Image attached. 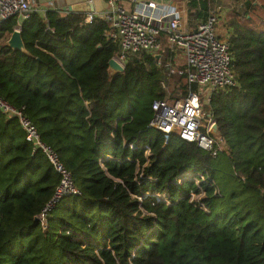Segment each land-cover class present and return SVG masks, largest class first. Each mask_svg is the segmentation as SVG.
I'll return each mask as SVG.
<instances>
[{
  "label": "trees",
  "instance_id": "obj_1",
  "mask_svg": "<svg viewBox=\"0 0 264 264\" xmlns=\"http://www.w3.org/2000/svg\"><path fill=\"white\" fill-rule=\"evenodd\" d=\"M188 6L210 10L209 0ZM85 17L34 8L26 51L7 45L18 15L0 25V95L26 107L82 192L61 199L44 229L36 217L59 176L0 111V264H264V0L226 17L237 83L209 103L224 143L215 154L149 126L153 101L168 96L157 58L132 54L112 75L120 44L105 20ZM174 78L186 94L187 77ZM145 88L147 119L133 121L124 104H141Z\"/></svg>",
  "mask_w": 264,
  "mask_h": 264
},
{
  "label": "built area",
  "instance_id": "obj_2",
  "mask_svg": "<svg viewBox=\"0 0 264 264\" xmlns=\"http://www.w3.org/2000/svg\"><path fill=\"white\" fill-rule=\"evenodd\" d=\"M121 1L108 0L107 8L101 13L95 11L93 2L90 1L92 9L85 17L86 23H92L96 17L105 20L104 36L120 44L119 53L113 56L116 62L125 68L130 55L142 52L153 54L163 72L161 88L167 93L170 92L169 82L172 77H187L186 94L171 96L170 93L165 98L153 101L149 126L167 134L175 133L215 154L216 145L223 144V141L216 140L219 136L210 132L216 122L211 115L206 119L202 109L203 92H198V87H205L206 91L213 93L231 88L237 83L230 41L228 36L222 38L219 35L218 15L213 9L209 10L198 27L190 30L186 25L182 26L186 12L174 5L159 4L152 0H130L133 8L128 11L120 4ZM237 1L242 8L247 0ZM33 9L32 0H0V25L8 18L18 15L14 30H21L23 19ZM162 33L166 38L167 49L163 46ZM178 49L183 50L185 67L176 62ZM0 111L18 121L33 151L44 154L59 176V183L52 197L37 215L45 229L48 227L49 216L59 201L66 196H80L82 192L59 152L43 140L37 125L26 113L25 106H15L0 95Z\"/></svg>",
  "mask_w": 264,
  "mask_h": 264
},
{
  "label": "crops",
  "instance_id": "obj_3",
  "mask_svg": "<svg viewBox=\"0 0 264 264\" xmlns=\"http://www.w3.org/2000/svg\"><path fill=\"white\" fill-rule=\"evenodd\" d=\"M97 13H101L108 6V0H32V6L36 9L41 10L42 12L47 9H60L63 12L72 11L71 7L75 5H81L82 12L88 13L92 9V4ZM159 4L164 5H174L179 9H182L186 12V17L189 13L192 14V20L188 23L190 30H195L198 27V24L203 21L206 15L202 16L199 13L195 12V10H191L189 12L188 3L190 0H152ZM120 4L128 11L132 10L133 4L130 0H122ZM241 6L237 5V0H209V9H213L216 14L226 21V17L230 12L240 11ZM189 12V13H188ZM187 19V20H188ZM191 25V26H190ZM229 35V34H228Z\"/></svg>",
  "mask_w": 264,
  "mask_h": 264
},
{
  "label": "rangeland",
  "instance_id": "obj_4",
  "mask_svg": "<svg viewBox=\"0 0 264 264\" xmlns=\"http://www.w3.org/2000/svg\"><path fill=\"white\" fill-rule=\"evenodd\" d=\"M237 5H238V1H237ZM219 18V22H218V31H219V35L222 37V38H226L229 34L228 32V28L226 26V23H225V20ZM188 19V16L186 17V19L184 20L183 22V25L185 27V25L187 26V28L189 27V19ZM191 26V25H190ZM163 40V43L166 44V38H162ZM176 62L181 65V64H185V56H184V53H183V50L182 49H178V55L176 57ZM177 84V79L172 77L170 79V82H169V90L170 92L169 93H166L167 95L171 93V96H176L178 95L177 93L180 92V90L177 88L175 89V91H173V88L176 86ZM165 90V89H164ZM200 90L203 92L201 93V97H202V109L204 111V115L206 117V119H208V115H210L209 113V103H210V100H211V97L213 93H211L210 91H206L205 87H198V92H200ZM142 93V97L144 98L143 102L141 104H137L136 101H130L131 103H125L124 104V113L128 116H130V118H132L133 121H139L138 119H141L143 121H145V119H147V116H148V111H147V107H148V103L150 102L149 98H147V95L148 93L150 92V89L149 88H145V89H142L141 90ZM151 99V97H150ZM131 105V106H130ZM127 110L128 112L130 113V115L127 113ZM133 113V114H132ZM132 114V115H131ZM224 146V143L222 145V147ZM223 179H221L222 181Z\"/></svg>",
  "mask_w": 264,
  "mask_h": 264
},
{
  "label": "water",
  "instance_id": "obj_5",
  "mask_svg": "<svg viewBox=\"0 0 264 264\" xmlns=\"http://www.w3.org/2000/svg\"><path fill=\"white\" fill-rule=\"evenodd\" d=\"M70 10L82 12V7H81V5H75L74 7H71ZM7 45L14 50L26 51L25 44H24L22 34H21V30H14L13 31V33L10 35V37L7 40ZM109 71L113 75L116 73H123L125 71V68L122 67L121 65H119L116 62V60L112 57L109 60ZM210 132L214 136H220L221 135V131H220L219 125L217 123L213 124ZM36 221H38L37 217H36Z\"/></svg>",
  "mask_w": 264,
  "mask_h": 264
}]
</instances>
